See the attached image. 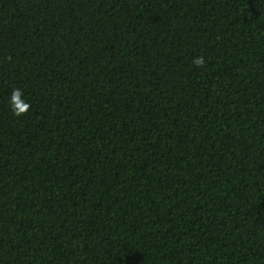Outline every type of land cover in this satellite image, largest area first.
<instances>
[{"label": "trees", "instance_id": "16d2710c", "mask_svg": "<svg viewBox=\"0 0 264 264\" xmlns=\"http://www.w3.org/2000/svg\"><path fill=\"white\" fill-rule=\"evenodd\" d=\"M0 264H264V0H0Z\"/></svg>", "mask_w": 264, "mask_h": 264}, {"label": "clouds", "instance_id": "9594fccd", "mask_svg": "<svg viewBox=\"0 0 264 264\" xmlns=\"http://www.w3.org/2000/svg\"><path fill=\"white\" fill-rule=\"evenodd\" d=\"M192 63L197 67H201L204 64V58L202 56H197L193 59ZM23 96L24 93L19 88H13L9 95V108L14 116L23 115L29 107L28 103L23 100Z\"/></svg>", "mask_w": 264, "mask_h": 264}]
</instances>
